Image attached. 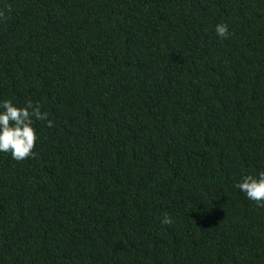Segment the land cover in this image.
Wrapping results in <instances>:
<instances>
[{
  "label": "trees",
  "instance_id": "trees-1",
  "mask_svg": "<svg viewBox=\"0 0 264 264\" xmlns=\"http://www.w3.org/2000/svg\"><path fill=\"white\" fill-rule=\"evenodd\" d=\"M0 9V103L53 121L0 152V264H264V0Z\"/></svg>",
  "mask_w": 264,
  "mask_h": 264
},
{
  "label": "clouds",
  "instance_id": "clouds-1",
  "mask_svg": "<svg viewBox=\"0 0 264 264\" xmlns=\"http://www.w3.org/2000/svg\"><path fill=\"white\" fill-rule=\"evenodd\" d=\"M11 10L8 5L7 11ZM0 19H7L4 9H0ZM216 32L220 37L226 38L229 35L228 25L218 24ZM36 120H47L49 127L53 125V121L48 120V113L41 111L39 103L34 104L31 100L24 106H17L11 100L0 103V152H8L16 160L34 156L35 144L39 139L35 128ZM236 187L244 192L248 199L264 207V171H260L258 175H245ZM161 223L171 225L173 219L168 213H164Z\"/></svg>",
  "mask_w": 264,
  "mask_h": 264
}]
</instances>
